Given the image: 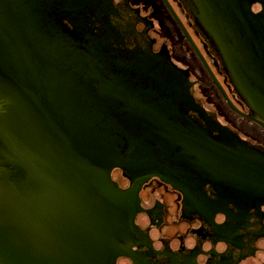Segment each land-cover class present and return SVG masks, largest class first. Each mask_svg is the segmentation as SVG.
Instances as JSON below:
<instances>
[{
  "label": "water",
  "instance_id": "water-1",
  "mask_svg": "<svg viewBox=\"0 0 264 264\" xmlns=\"http://www.w3.org/2000/svg\"><path fill=\"white\" fill-rule=\"evenodd\" d=\"M0 264H264V149L144 0H0Z\"/></svg>",
  "mask_w": 264,
  "mask_h": 264
},
{
  "label": "flooded vegetation",
  "instance_id": "flooded-vegetation-1",
  "mask_svg": "<svg viewBox=\"0 0 264 264\" xmlns=\"http://www.w3.org/2000/svg\"><path fill=\"white\" fill-rule=\"evenodd\" d=\"M222 124L264 149V0H144Z\"/></svg>",
  "mask_w": 264,
  "mask_h": 264
}]
</instances>
